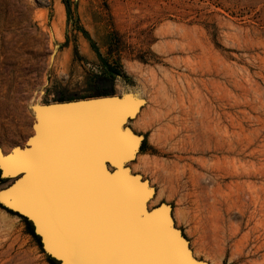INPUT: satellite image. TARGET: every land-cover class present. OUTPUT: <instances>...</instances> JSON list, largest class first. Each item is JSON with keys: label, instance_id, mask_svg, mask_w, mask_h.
Masks as SVG:
<instances>
[{"label": "rangeland", "instance_id": "rangeland-1", "mask_svg": "<svg viewBox=\"0 0 264 264\" xmlns=\"http://www.w3.org/2000/svg\"><path fill=\"white\" fill-rule=\"evenodd\" d=\"M103 93L145 100L129 167L194 257L264 264V0H0L4 154L33 105ZM29 230L0 207V264H50Z\"/></svg>", "mask_w": 264, "mask_h": 264}, {"label": "water", "instance_id": "water-1", "mask_svg": "<svg viewBox=\"0 0 264 264\" xmlns=\"http://www.w3.org/2000/svg\"><path fill=\"white\" fill-rule=\"evenodd\" d=\"M132 93L35 104L33 135L0 150V205L33 225L59 264H207L175 225L172 207L149 208L155 189L129 167L144 143L129 123Z\"/></svg>", "mask_w": 264, "mask_h": 264}, {"label": "trees", "instance_id": "trees-1", "mask_svg": "<svg viewBox=\"0 0 264 264\" xmlns=\"http://www.w3.org/2000/svg\"><path fill=\"white\" fill-rule=\"evenodd\" d=\"M64 4L66 5L67 11L69 12L70 10H69V4H68V2L65 1ZM107 74L110 75V76H114L115 74H118V73L115 70L107 69ZM105 96H109V94L103 93V94L96 95L94 97H105ZM84 99H87V98H84ZM74 100H78V99H70V100H68V99H65L63 97H60L58 100H56V102L62 103V102H70V101H74ZM143 146H144V143H143ZM143 146L141 148V151H143ZM8 182H9L8 180L1 179V172H0V187L3 186V185H5ZM0 207L3 208L1 205H0ZM3 209H5V208H3ZM8 212L9 213H13V212H10V211H8ZM13 214H15V213H13ZM22 219H24V218H22ZM24 221L26 222L27 226L30 228V230H29L30 235H32V237L34 239L38 240V242L40 243V239L34 233L33 225L30 222H28L27 220H25V219H24ZM40 245H41V243H40ZM48 259H49L50 264H59V262H57L56 260H54L52 258H48Z\"/></svg>", "mask_w": 264, "mask_h": 264}]
</instances>
